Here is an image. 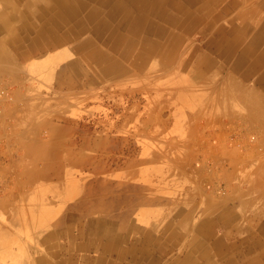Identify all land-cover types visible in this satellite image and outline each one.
<instances>
[{"label":"crops","instance_id":"obj_1","mask_svg":"<svg viewBox=\"0 0 264 264\" xmlns=\"http://www.w3.org/2000/svg\"><path fill=\"white\" fill-rule=\"evenodd\" d=\"M224 1L0 0V87L60 91L70 56L66 47L50 49L88 31L124 57L138 45L135 63L152 56L163 59L175 43L212 31L205 43L215 51L206 56V72L196 67L181 75L190 85L196 82L191 75H206V85L220 88L179 90L178 104L205 106L210 115L212 108L213 114L245 117L264 127V23H257L264 2L251 0L246 6L243 1L249 0H230L223 9ZM228 14L240 25L216 27ZM159 20L175 30L167 34ZM74 25L75 35L66 39ZM51 34L65 40L51 43ZM38 36L41 43H35ZM148 43L156 52L145 54ZM37 45L43 53L35 54ZM52 58L62 60L48 68ZM44 100L43 110L50 104ZM37 109L35 104L22 108L20 125L31 122ZM46 111L43 124L51 125ZM18 113L11 107L8 119ZM183 114L174 117L169 131L158 127L157 138L188 137L200 122ZM51 135L58 142L50 148L43 143L42 153L32 154L42 159L27 170L33 172L27 179L33 192L26 199H0V264H165L167 253L178 252L181 258L174 255L169 264H264V158L248 161L242 173L235 170V184L228 186L232 192L226 197L212 196L206 182L182 174L184 168L168 145L156 149L154 166L144 160L133 171V166L100 169L105 173L87 182L80 174L83 164L67 167L59 128ZM62 171L70 175L65 185L58 184L60 174H52ZM61 186L67 189L60 191ZM209 199H235L236 204L224 208Z\"/></svg>","mask_w":264,"mask_h":264},{"label":"rangeland","instance_id":"obj_2","mask_svg":"<svg viewBox=\"0 0 264 264\" xmlns=\"http://www.w3.org/2000/svg\"><path fill=\"white\" fill-rule=\"evenodd\" d=\"M243 2L249 6L251 0ZM229 4L230 0H225L221 7L226 9ZM233 20V16L228 14L216 27L240 25L238 20ZM257 21L258 25L264 23V7ZM159 23L167 34L175 30L167 21L159 20ZM195 33L193 38L175 43L172 53L167 52L165 58L152 56L144 63H135L138 45L130 53H124V57L123 51L113 52L111 43H104V39L88 31L74 39L77 42L70 40L63 45H52L50 49L53 52L66 47V56H70L66 61L69 72L63 76L60 91L56 89L45 94L25 90L16 92L19 88L16 85L3 84L0 87V199H26L33 192L27 180L33 172L27 170L33 162L36 164L42 159L32 154L42 153L43 143L45 148H50L58 142L51 138V132L58 128L64 138L62 147L67 149V167L83 164L80 174L88 179L87 182L92 180V175H101L105 173L103 171L124 166H133V171L144 160L154 166L156 149L168 145L169 153L172 150L183 166L184 176L199 183L206 182V190L212 196L226 197L230 194L232 190L228 186L235 184V170L242 173L248 161L264 158V127L245 117L213 114L212 108L210 115L205 106L189 108L186 102L178 104L179 90L185 93L188 87L200 90L206 86L220 88L214 83L206 85V75H191L196 79L194 85L188 84L187 77L181 75L183 71H192L196 67L205 69L210 65H206V56L215 51L213 46L205 43L210 40L212 31L207 32L206 37L200 32ZM155 37L151 35V38ZM86 39L95 43H83ZM150 45L144 44L145 54L156 52ZM35 48V54L43 53L42 45ZM94 53L113 60L94 61ZM60 60L52 58L48 61V68ZM70 66L73 69L70 70ZM34 71L39 72L40 68L36 66ZM200 71L205 73L206 69ZM44 99L50 104L43 110ZM34 104L39 105L37 115L27 125H20L21 109ZM11 107L19 112L13 120L8 119ZM184 108L187 111L183 114ZM45 110L51 125L43 124ZM177 114L195 117L200 124L189 130L190 134L185 139H158L157 128L169 131L170 122ZM167 158L171 159L170 154ZM52 174H60V185L70 181L67 171ZM76 175L79 176L78 173ZM66 189V186H61L60 191ZM209 200L215 203L214 206L222 205L224 208L236 204L235 199ZM182 254L167 253L165 264H169L174 255L181 258Z\"/></svg>","mask_w":264,"mask_h":264},{"label":"bare ground","instance_id":"obj_3","mask_svg":"<svg viewBox=\"0 0 264 264\" xmlns=\"http://www.w3.org/2000/svg\"><path fill=\"white\" fill-rule=\"evenodd\" d=\"M74 27H75V25L74 26H72V30L71 31H69V32H67L66 31V33L64 34V35H67V37H66V39H70L71 37L73 38V36L75 35V29H74ZM63 35V36H64ZM51 43H58L60 40H62V41H64L65 39H60V38H58V36H57V34H55V35H53V34H51ZM59 40V41H58ZM43 41V38H41L40 36H38L37 38H36V40H35V43H41ZM128 44V43H127ZM94 58H95V60L97 61V60H102V56H100L99 54H95L94 55ZM105 58V57H104ZM105 60V59H104ZM105 61H108V60H105ZM101 63V62H100ZM99 63V64H100ZM106 63V62H105ZM102 66H104V64L102 65ZM101 66V67H102ZM100 69V68H99ZM104 71V70H103ZM99 74V73H98Z\"/></svg>","mask_w":264,"mask_h":264}]
</instances>
